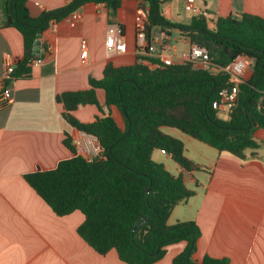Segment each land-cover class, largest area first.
I'll use <instances>...</instances> for the list:
<instances>
[{
  "label": "trees",
  "instance_id": "16d2710c",
  "mask_svg": "<svg viewBox=\"0 0 264 264\" xmlns=\"http://www.w3.org/2000/svg\"><path fill=\"white\" fill-rule=\"evenodd\" d=\"M28 0H4L5 27H14L24 38V59L14 76L31 74L34 43L39 33L76 13L89 2L103 4L115 19L123 0H70L64 7L31 15ZM173 0H138L145 14L148 46L161 30L178 29L190 45L205 47L210 61L219 68L237 56L251 60L252 72L240 84L236 107L227 119L213 108L220 90L232 86L224 71L209 73L191 63L164 65L159 58L137 55L133 65L109 64L103 78H90L91 88L58 95L64 118L79 131L94 135L102 156L87 160L78 154L69 135L65 146L72 158L61 160L52 170L26 174L25 181L58 216L80 211L85 219L78 234L101 255L115 250L127 264H153L161 260L170 245L185 242L173 264H228L225 258L205 256L192 259L201 228L195 221L169 224L172 209L195 195L185 186L181 174L170 173L153 158L156 150L171 155L186 171L199 169L185 156L182 140L163 132L174 128L239 159L247 158L264 146L256 132L264 129V18L244 13L239 18L207 15L192 17L189 25L172 21L168 4ZM141 60L157 64L151 68ZM105 90L108 107L116 106L124 119L120 126L111 115H104L96 91ZM96 105L102 117L79 122L74 113L81 105ZM150 191L148 192V188Z\"/></svg>",
  "mask_w": 264,
  "mask_h": 264
},
{
  "label": "crops",
  "instance_id": "0c3cea01",
  "mask_svg": "<svg viewBox=\"0 0 264 264\" xmlns=\"http://www.w3.org/2000/svg\"><path fill=\"white\" fill-rule=\"evenodd\" d=\"M70 0H28L32 16L64 7ZM184 0L168 4L174 22L189 25L192 16L183 8ZM4 0H0V67L3 54L13 58L16 68L24 59V38L14 27H5ZM211 18L254 14L264 18V0H198ZM177 18L173 17L175 9ZM138 0H123L115 19L103 4L89 2L76 13L49 26L42 33L41 59L29 67V77L7 81L13 102L0 108V264H127L115 250L101 255L77 232L84 215L75 211L58 216L45 200L25 181V175L48 171L74 155L64 144L69 135L75 145L80 136L77 128L64 118V107L57 101L66 91L91 88L90 78L100 80L109 64L117 67L135 64L142 55L137 46L136 26L142 18ZM122 26L126 41L124 52L105 47L108 27ZM171 38L163 46L154 44L155 52L147 55L160 60L176 55L179 41L190 45L178 29L168 28ZM87 40V55H82V41ZM183 51V50H182ZM36 58V56H35ZM34 58V59H35ZM162 61V60H161ZM140 63L151 68L150 60ZM251 67L245 74L250 76ZM105 90L96 91L105 114H111L120 126L124 119L116 106L108 107ZM74 118L82 123L102 117L96 105H81ZM163 132L182 140L185 156L199 167L186 171L171 155L156 150L153 158L174 175L181 174L185 186L195 195L172 209L168 223L195 221L201 228L197 250L192 259L201 262L205 256L225 258L228 264H264V151L247 150L239 159L220 152L174 128ZM264 142V129L256 132ZM102 153H100V157ZM185 242L168 247L165 256L153 264H173V258L184 251Z\"/></svg>",
  "mask_w": 264,
  "mask_h": 264
},
{
  "label": "built area",
  "instance_id": "2783aa9c",
  "mask_svg": "<svg viewBox=\"0 0 264 264\" xmlns=\"http://www.w3.org/2000/svg\"><path fill=\"white\" fill-rule=\"evenodd\" d=\"M183 8L190 16L207 15V13L200 7L198 0H184ZM142 18L139 20L136 26L137 38H138V51L141 54H152L155 52L154 44L165 45L171 38L168 30H161L154 38V43L148 46L145 35V14L140 11ZM56 22L50 26H55ZM88 42L82 41V55H87ZM126 41L123 34L122 26L118 23L112 24L108 27L106 34L105 47L109 51L124 52L126 50ZM164 65L171 66L175 64L191 63L196 69L207 70L209 73H218L224 71L231 76L233 85L224 87L220 90L217 99L213 102V108L219 112L227 111L231 112L238 103V95L240 94L239 84L245 79V74L251 67V60L239 55L234 62L228 64L226 67L219 68L210 61L209 53L205 47L198 45H192L187 51L183 50L176 55H171L161 59ZM38 62L34 59L33 63ZM15 66L13 64V58L10 54H3V65L0 67V108H5L12 104L13 99L11 90L5 85L7 81L14 79ZM78 154L85 157L87 160H94L100 157L102 153V147L99 144L98 139L85 131L80 132V136L75 142ZM165 153V151H162Z\"/></svg>",
  "mask_w": 264,
  "mask_h": 264
},
{
  "label": "rangeland",
  "instance_id": "374dc122",
  "mask_svg": "<svg viewBox=\"0 0 264 264\" xmlns=\"http://www.w3.org/2000/svg\"><path fill=\"white\" fill-rule=\"evenodd\" d=\"M177 10L179 11L180 9L178 8H176L175 9V11H174V13H173V17L174 18H177L178 16H177ZM180 12V11H179ZM178 47H177V51L178 52H181L182 50H188L189 48H190V46L189 45H186V43H184L183 41H179V43H178V45H177ZM220 118H222V119H227L228 117H229V112H227V111H223V112H220ZM261 150L262 151H264V147L263 148H261Z\"/></svg>",
  "mask_w": 264,
  "mask_h": 264
},
{
  "label": "water",
  "instance_id": "95a60500",
  "mask_svg": "<svg viewBox=\"0 0 264 264\" xmlns=\"http://www.w3.org/2000/svg\"><path fill=\"white\" fill-rule=\"evenodd\" d=\"M41 38H42V33H39L36 39V42L34 43V48H33V54L36 56V60H40V54H41V47H40V43L41 42ZM150 191V187L148 188V192Z\"/></svg>",
  "mask_w": 264,
  "mask_h": 264
}]
</instances>
